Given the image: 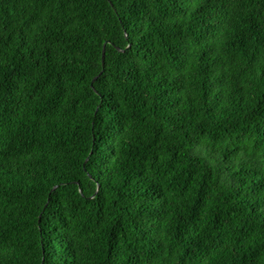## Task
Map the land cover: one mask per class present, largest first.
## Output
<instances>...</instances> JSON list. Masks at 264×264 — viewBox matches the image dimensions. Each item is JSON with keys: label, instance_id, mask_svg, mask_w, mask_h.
Masks as SVG:
<instances>
[{"label": "trees", "instance_id": "obj_1", "mask_svg": "<svg viewBox=\"0 0 264 264\" xmlns=\"http://www.w3.org/2000/svg\"><path fill=\"white\" fill-rule=\"evenodd\" d=\"M0 264H264V0H0Z\"/></svg>", "mask_w": 264, "mask_h": 264}, {"label": "water", "instance_id": "obj_2", "mask_svg": "<svg viewBox=\"0 0 264 264\" xmlns=\"http://www.w3.org/2000/svg\"><path fill=\"white\" fill-rule=\"evenodd\" d=\"M102 61H103V65H104V62H105V49L103 50V58H102Z\"/></svg>", "mask_w": 264, "mask_h": 264}]
</instances>
